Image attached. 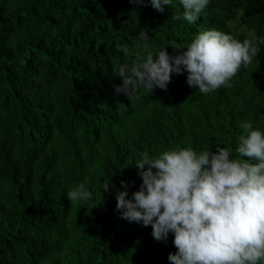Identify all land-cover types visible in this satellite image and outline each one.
Masks as SVG:
<instances>
[{"label": "trees", "instance_id": "obj_1", "mask_svg": "<svg viewBox=\"0 0 264 264\" xmlns=\"http://www.w3.org/2000/svg\"><path fill=\"white\" fill-rule=\"evenodd\" d=\"M182 11L179 0L163 12L150 0H0V264H169L173 236L158 242L115 210L121 181L128 198L142 184L139 154L219 145L240 158L241 125L264 129V40L209 94L186 72L166 89L116 93L117 67L147 52L177 55L210 28L264 33V0H211L194 24ZM81 183L94 199L71 202Z\"/></svg>", "mask_w": 264, "mask_h": 264}, {"label": "clouds", "instance_id": "obj_2", "mask_svg": "<svg viewBox=\"0 0 264 264\" xmlns=\"http://www.w3.org/2000/svg\"><path fill=\"white\" fill-rule=\"evenodd\" d=\"M131 2L144 5V0ZM210 2L179 0L184 21L194 24ZM172 4L173 0H150L157 12ZM241 33L251 39L210 28L193 35L177 55L162 47L142 60L122 63L116 69L122 84L115 91L129 95L141 88L166 89L172 74L182 72L201 94L227 87L242 67L254 62L264 40V33L250 28ZM139 35L148 39L145 30ZM119 50L132 55L127 44ZM241 128L235 149L240 158L219 145L215 151L175 147L158 155L144 152L134 163L142 184L131 198L127 183L121 181L115 210L122 219L151 226L158 242H167L171 234L177 251L168 254L169 264H264V129L251 122ZM112 188L110 177H104L100 190ZM67 199L83 204L94 195L81 183L67 192Z\"/></svg>", "mask_w": 264, "mask_h": 264}]
</instances>
